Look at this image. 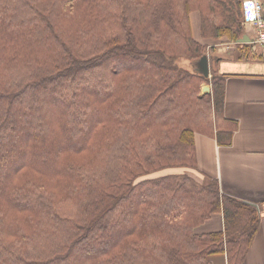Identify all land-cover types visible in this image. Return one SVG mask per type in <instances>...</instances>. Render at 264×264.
I'll use <instances>...</instances> for the list:
<instances>
[{"label": "trees", "instance_id": "1", "mask_svg": "<svg viewBox=\"0 0 264 264\" xmlns=\"http://www.w3.org/2000/svg\"><path fill=\"white\" fill-rule=\"evenodd\" d=\"M194 10L207 41L246 34L243 0H0V264L244 262L259 209L197 162L237 122L226 76L178 62L207 54Z\"/></svg>", "mask_w": 264, "mask_h": 264}, {"label": "crops", "instance_id": "2", "mask_svg": "<svg viewBox=\"0 0 264 264\" xmlns=\"http://www.w3.org/2000/svg\"><path fill=\"white\" fill-rule=\"evenodd\" d=\"M260 1L264 6V0ZM198 25L197 21L193 24L196 34H200ZM245 29L252 39L254 28L246 25ZM211 45L209 77L214 73L226 76L224 112L237 122V129L232 143L226 145L215 136L197 133V162L202 172L219 180L223 193L258 207L260 227L242 264H264V44L219 39ZM198 60L194 59V66ZM201 230H224L222 212L207 220ZM225 262L224 256L218 264Z\"/></svg>", "mask_w": 264, "mask_h": 264}, {"label": "built area", "instance_id": "3", "mask_svg": "<svg viewBox=\"0 0 264 264\" xmlns=\"http://www.w3.org/2000/svg\"><path fill=\"white\" fill-rule=\"evenodd\" d=\"M264 6L260 0H243V16L245 24H251L255 35L251 42L264 44Z\"/></svg>", "mask_w": 264, "mask_h": 264}, {"label": "rangeland", "instance_id": "4", "mask_svg": "<svg viewBox=\"0 0 264 264\" xmlns=\"http://www.w3.org/2000/svg\"><path fill=\"white\" fill-rule=\"evenodd\" d=\"M192 16H193V24H195V26H196V21L199 22L198 27H199V29H200V13H199V11L194 10V11L192 12ZM247 27L249 28V30H251L253 26H252L251 24H248ZM193 30H194V26H193ZM194 35H195L198 39H201V40H203V41H207L206 38H202V37H201V34H196V33L194 32ZM217 41H218V40H217ZM206 43L209 44V45L207 46V49H206V52L208 53V51L210 50V47L212 46L211 44L214 45V43H216V40L207 41ZM178 62H179L180 65H182V66H184V67H186V68L196 70V68H195V66H194V62H195L194 59L179 58V59H178ZM204 85H205V84H204ZM204 85H203V86H204ZM215 214H217V213H214V214L212 215V217L215 216ZM208 220H209V219H208ZM204 224H205V223H204ZM204 224H202L201 226H199V227L197 228V231H198V232H202L201 229H202V226H203ZM211 258L215 261V263L218 264V263L222 262V260L224 259V256L221 255V254H215V255H212Z\"/></svg>", "mask_w": 264, "mask_h": 264}, {"label": "water", "instance_id": "5", "mask_svg": "<svg viewBox=\"0 0 264 264\" xmlns=\"http://www.w3.org/2000/svg\"><path fill=\"white\" fill-rule=\"evenodd\" d=\"M252 39L248 35H244L238 42H250ZM195 68L197 71L205 75L206 77L210 76V69H209V57L208 54H204L199 60L195 63ZM203 93L211 92V86L209 84H205L202 88Z\"/></svg>", "mask_w": 264, "mask_h": 264}]
</instances>
